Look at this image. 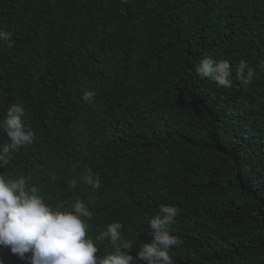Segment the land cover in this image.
<instances>
[{
    "label": "trees",
    "instance_id": "16d2710c",
    "mask_svg": "<svg viewBox=\"0 0 264 264\" xmlns=\"http://www.w3.org/2000/svg\"><path fill=\"white\" fill-rule=\"evenodd\" d=\"M0 30L15 41L0 43V119L22 104L35 133L0 174L53 208L81 199L97 255L120 222L135 257L164 204L180 210L176 264H264V0H0ZM204 56L230 62V88L197 77Z\"/></svg>",
    "mask_w": 264,
    "mask_h": 264
},
{
    "label": "clouds",
    "instance_id": "9594fccd",
    "mask_svg": "<svg viewBox=\"0 0 264 264\" xmlns=\"http://www.w3.org/2000/svg\"><path fill=\"white\" fill-rule=\"evenodd\" d=\"M0 43L12 47L15 41L11 33L0 30ZM253 72L244 60L235 69L236 78L243 84L250 82ZM195 73L198 78L214 81L220 87L230 88L233 84V70L227 60L199 58ZM93 95L86 91L84 98L90 99ZM24 115L22 104H12L0 119V130L7 139L0 144V169L9 166L13 153L33 142L35 133L25 126ZM80 181L93 191L101 186L99 176L90 168L81 174ZM77 184L72 179L69 187L75 189ZM179 211L175 206L159 205L156 214L148 219L152 239L143 243L135 257L129 254L134 245L122 238L123 225L108 224L96 239H107L114 251L97 255L96 243L87 236L93 213L81 199L77 198L70 210L53 208L36 186L29 187L24 177L0 174V248L26 264H176L169 252L183 243L172 229Z\"/></svg>",
    "mask_w": 264,
    "mask_h": 264
}]
</instances>
